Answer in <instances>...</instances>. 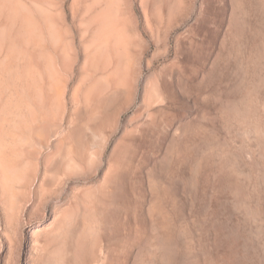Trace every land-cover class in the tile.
Returning <instances> with one entry per match:
<instances>
[{
    "label": "rangeland",
    "instance_id": "obj_1",
    "mask_svg": "<svg viewBox=\"0 0 264 264\" xmlns=\"http://www.w3.org/2000/svg\"><path fill=\"white\" fill-rule=\"evenodd\" d=\"M0 264H264V0H0Z\"/></svg>",
    "mask_w": 264,
    "mask_h": 264
}]
</instances>
